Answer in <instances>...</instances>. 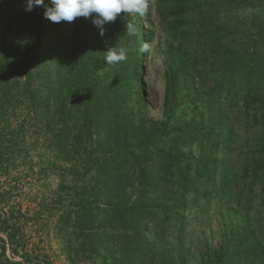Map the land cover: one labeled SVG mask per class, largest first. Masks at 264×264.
I'll return each mask as SVG.
<instances>
[{"label": "trees", "instance_id": "1", "mask_svg": "<svg viewBox=\"0 0 264 264\" xmlns=\"http://www.w3.org/2000/svg\"><path fill=\"white\" fill-rule=\"evenodd\" d=\"M228 2L154 0L145 14L155 8L159 24L122 12L103 36L89 22L68 43L49 35L43 6L25 11L24 0H0V73L15 79L23 50L31 106L54 123L47 141L80 154L57 168L89 179L68 192L58 216L80 238L79 247L69 241L70 259L84 252L110 264H264V0H248L260 10L248 15L252 36L240 30L237 56L229 34L237 25L218 23ZM156 27L168 39L163 119L148 116L142 82L150 51L141 48ZM109 47L126 60L105 63ZM131 99L138 116L124 111ZM236 110L243 116L235 120ZM7 203L1 191L0 208ZM1 213L0 264H54L23 241V213ZM193 221L208 227L197 240L186 231Z\"/></svg>", "mask_w": 264, "mask_h": 264}, {"label": "rangeland", "instance_id": "2", "mask_svg": "<svg viewBox=\"0 0 264 264\" xmlns=\"http://www.w3.org/2000/svg\"><path fill=\"white\" fill-rule=\"evenodd\" d=\"M152 3L154 4V0L149 1L150 6ZM228 5L227 9L220 13L218 23L221 27V22H225L224 27H231L227 25V22L237 25L234 32L229 33L230 45L237 56L240 52V44L244 43V36L241 35L242 38H240V30H245L246 34L249 30L252 36L251 29H248L250 26L248 15L253 12L259 13L260 9L248 6V0L245 6L239 8L236 6L237 0H232L230 4L228 2ZM142 19L145 27L147 22L159 24L155 8L152 9L150 16L147 17L144 14ZM47 22L49 35L51 37L63 36L66 38L64 41L68 43L72 37L82 34L84 29L89 27V22L93 26L92 19L86 20L83 17H78L73 22L53 23L50 20ZM155 30L154 39L149 45L150 53L147 55L146 73L142 77V82L147 95L148 116L163 119L165 65L161 52L167 46L168 39L160 27H156ZM27 40L31 44L34 42L28 38ZM37 44L38 41L35 45ZM14 60L18 61L16 67L18 72H16L15 79L6 80V76L0 73V156L3 160V165L0 166V192H4L8 201L3 206L4 209L0 208V213L2 212L4 216L9 206L23 213L22 223H19L23 241L29 250L35 248L37 253L48 256L54 264H110V262H105L104 258H89L84 252H81L79 256L75 255L73 259L69 258L68 249L71 247L69 243L71 242L74 247H79L80 238L76 236L77 234H71L69 230L62 229L58 223V216L61 208L68 205V192L73 193V190L81 189L82 185L89 183V179L81 182V179H77L71 173L64 175V172L57 168V164H61L64 169L70 168L72 161H66L65 157L76 160L80 154L77 148L69 146L59 151L58 148H53L49 144L47 138L50 135H46V132L54 129V123L47 126L45 117L49 113L46 115L36 113L31 106L32 101L28 98V85L25 83L27 63H24L23 50L16 55ZM32 72L35 73L33 76L35 83L32 87L37 88L40 81L37 68L33 67ZM136 102V99H131L125 104L124 111L138 116L140 111ZM230 115L235 120L243 116L240 110L230 111ZM60 200H63L62 203ZM211 225L215 229L218 222L214 219ZM177 227L175 225L173 232L170 233L177 231ZM202 230L208 232V227L199 226L195 221L191 222L186 229L194 235L196 240ZM103 254L106 255V251Z\"/></svg>", "mask_w": 264, "mask_h": 264}, {"label": "clouds", "instance_id": "3", "mask_svg": "<svg viewBox=\"0 0 264 264\" xmlns=\"http://www.w3.org/2000/svg\"><path fill=\"white\" fill-rule=\"evenodd\" d=\"M44 7V17L53 23L62 21L73 22L78 17L91 18L94 26L104 35V25L112 22L120 13L138 14L143 16L149 8V0H24L25 11H32L34 7ZM127 31H133L128 25ZM142 52H149V45L144 44ZM105 63L114 65L126 60L123 49L109 47L104 52Z\"/></svg>", "mask_w": 264, "mask_h": 264}]
</instances>
